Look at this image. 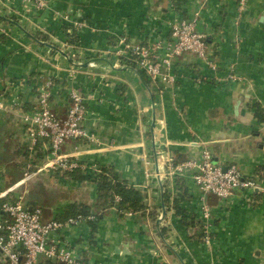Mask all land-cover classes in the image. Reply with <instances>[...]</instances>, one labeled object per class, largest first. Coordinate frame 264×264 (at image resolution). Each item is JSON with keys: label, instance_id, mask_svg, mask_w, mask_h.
Masks as SVG:
<instances>
[{"label": "crops", "instance_id": "0c3cea01", "mask_svg": "<svg viewBox=\"0 0 264 264\" xmlns=\"http://www.w3.org/2000/svg\"><path fill=\"white\" fill-rule=\"evenodd\" d=\"M196 12L218 68L184 53L174 59L176 85L161 91L121 54L119 38L136 44L168 37L170 21ZM233 70L242 80H227ZM48 80L51 106L61 117L70 89L85 96L84 124L96 141H82L81 160L97 168L41 171L28 183L27 205L41 207L44 220L64 219L80 204L95 210L93 179L109 167L142 192L146 206L131 214L111 207L93 223L54 238L93 264H264V121L256 119L254 107L264 109V0H250L245 11L238 10V0H47L43 10L20 0L0 4V92L32 111L39 86ZM203 143L216 163H235L257 183L226 199L209 196L208 245L200 227L188 228L173 201L165 202L166 190L172 198L186 191L181 209L204 229L197 187L187 176L177 177L181 189L174 177L164 179L169 167L161 157L165 151L182 162L198 156ZM75 145L68 142L65 151ZM26 149L24 124L0 111V193L23 177ZM34 150L40 151L36 168L50 153L46 141ZM20 190L1 201L14 200ZM6 217L0 210V222Z\"/></svg>", "mask_w": 264, "mask_h": 264}, {"label": "built area", "instance_id": "2783aa9c", "mask_svg": "<svg viewBox=\"0 0 264 264\" xmlns=\"http://www.w3.org/2000/svg\"><path fill=\"white\" fill-rule=\"evenodd\" d=\"M12 0H0V4L10 3ZM34 10H43L47 0H20ZM250 0H238V10L245 11ZM68 19V15H63ZM78 27L79 21L74 22ZM168 37H157L149 42L132 44L126 36H120L121 54L136 63L139 69L147 74L153 82L159 84L160 90L173 87L177 82L174 72V59L184 53H193L211 70L218 66L212 57L207 34L199 29V12L191 18H176L169 22ZM227 80H242V77L231 71ZM201 82L202 79H197ZM53 85L52 80L42 83L38 89L37 104L32 111H25L18 97L8 100L0 92V111L10 113L19 118L26 129L30 150L46 141L49 148V158L43 165L34 167L28 164L23 177L5 192L0 193V210L7 214L0 222V264H40L39 257H56L65 264H93L83 260L70 247V244L54 238V234L71 229L84 222L97 219L95 213L77 214L64 219L44 220L43 209L39 206L30 208L25 202V194L29 181L43 170L60 169L73 171L75 169L97 168L96 163L89 164L81 160L86 153L82 147L83 140L96 141L94 133L87 130L84 121L87 107L85 96L77 89L69 90V105L65 116L61 117L51 106ZM162 127V126H161ZM75 142L73 151H65L68 142ZM205 147L198 156H193L182 162H176L173 157L162 151L161 157L168 164L164 179L178 176L190 177L198 189L201 220L204 223L203 241L211 242L210 220L212 218L209 196L220 199L231 197L238 188H254L257 183L252 179H245L243 173L235 163L227 168L213 161L211 150ZM159 178L163 175L159 172ZM21 188V192L14 200H2L9 192ZM119 198L117 197V200ZM127 211V214H131Z\"/></svg>", "mask_w": 264, "mask_h": 264}, {"label": "trees", "instance_id": "16d2710c", "mask_svg": "<svg viewBox=\"0 0 264 264\" xmlns=\"http://www.w3.org/2000/svg\"><path fill=\"white\" fill-rule=\"evenodd\" d=\"M147 78L149 79L150 82L152 81V79H150L148 75H147ZM254 107H255L256 119L259 122L264 121V109L259 104H255ZM38 156H40V151L37 152L35 150L30 151L29 149H26V152H25L26 160L22 167L23 174L26 171L28 164H32L34 166L35 163L39 161L37 160ZM112 170L113 169L109 167L103 168L93 179L97 185V190H98V199L96 202L95 210L91 209L88 206L80 204V205H77L76 207H73L69 215H67L66 217L75 216L80 213L88 215L90 213L96 212L95 214L98 219L107 209L114 207V206L116 207L117 210L123 211V212H127L129 210L131 212L145 211L146 206L143 201L144 197H143L142 192L139 189H136L135 187H133L130 183H128V181L121 179L120 176L116 172H113ZM87 178H91V176L89 175L87 176ZM179 180L181 179L176 177L175 183H177L178 185L177 188L181 189L184 187V185H181V182ZM179 182H180V185H179ZM184 195H186V191H183L182 198L181 197L178 198V196L174 197L173 199L174 208L176 209V212L178 214H181L182 223L186 225L187 227L189 226L195 229L200 227L199 228L201 230L200 236H202L204 234L203 229H202V222L200 221L201 225H198V223L194 221L195 218L192 215L186 214L185 210L181 209L180 199L183 200ZM117 197L119 198L118 200H117ZM171 198H172L171 191L167 190L164 193L165 202H170ZM92 211H95V212H92ZM150 216L154 220L157 218L156 213H153V212L150 213ZM94 221H91V223H93ZM161 230L162 232L165 231L164 229H161ZM83 260L85 259L83 258ZM40 264H65V263L60 262V261L54 262L51 258L42 256Z\"/></svg>", "mask_w": 264, "mask_h": 264}, {"label": "water", "instance_id": "95a60500", "mask_svg": "<svg viewBox=\"0 0 264 264\" xmlns=\"http://www.w3.org/2000/svg\"><path fill=\"white\" fill-rule=\"evenodd\" d=\"M213 161L216 163L217 162V159H213ZM227 167L225 166L224 169H226ZM32 208V207H30ZM54 262H57V258L56 257H53L52 258Z\"/></svg>", "mask_w": 264, "mask_h": 264}, {"label": "rangeland", "instance_id": "374dc122", "mask_svg": "<svg viewBox=\"0 0 264 264\" xmlns=\"http://www.w3.org/2000/svg\"><path fill=\"white\" fill-rule=\"evenodd\" d=\"M17 165H20V164H17ZM167 191V190H166ZM173 199H174V197L173 198H171V201H173ZM208 245V244H207ZM163 247V246H162ZM157 252H159L160 250H159V248H156L155 249ZM162 250H163V248H162Z\"/></svg>", "mask_w": 264, "mask_h": 264}]
</instances>
